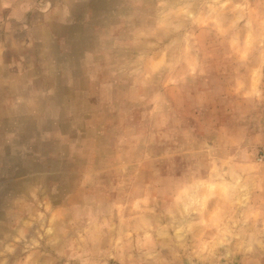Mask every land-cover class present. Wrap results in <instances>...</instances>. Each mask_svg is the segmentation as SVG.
<instances>
[{
    "label": "rangeland",
    "instance_id": "rangeland-1",
    "mask_svg": "<svg viewBox=\"0 0 264 264\" xmlns=\"http://www.w3.org/2000/svg\"><path fill=\"white\" fill-rule=\"evenodd\" d=\"M263 152L264 0H0V264H264Z\"/></svg>",
    "mask_w": 264,
    "mask_h": 264
},
{
    "label": "built area",
    "instance_id": "built-area-1",
    "mask_svg": "<svg viewBox=\"0 0 264 264\" xmlns=\"http://www.w3.org/2000/svg\"><path fill=\"white\" fill-rule=\"evenodd\" d=\"M261 158H263V160H264V152H263V157H261Z\"/></svg>",
    "mask_w": 264,
    "mask_h": 264
},
{
    "label": "crops",
    "instance_id": "crops-1",
    "mask_svg": "<svg viewBox=\"0 0 264 264\" xmlns=\"http://www.w3.org/2000/svg\"><path fill=\"white\" fill-rule=\"evenodd\" d=\"M223 133V132H222Z\"/></svg>",
    "mask_w": 264,
    "mask_h": 264
}]
</instances>
